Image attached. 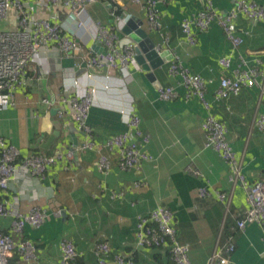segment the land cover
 I'll return each instance as SVG.
<instances>
[{
  "label": "crops",
  "instance_id": "crops-1",
  "mask_svg": "<svg viewBox=\"0 0 264 264\" xmlns=\"http://www.w3.org/2000/svg\"><path fill=\"white\" fill-rule=\"evenodd\" d=\"M207 0H167L162 10V32L169 35L165 45L160 32L151 30L141 5L130 0H98L88 7L90 16L105 25L113 26L120 43L128 36L119 29L118 22L110 14V4L121 12L127 11L144 21L143 27L162 52L171 51L194 73L208 81L207 99L212 110L225 122L227 137L237 157L242 161L243 172L251 183L264 180V130L255 122L264 112V102H259V86L244 88L237 95L214 101V93L223 75L232 76L244 58L249 66L258 68L264 84V20L254 22L243 15L234 21L237 35L243 37L240 48L235 49L218 22L205 31L194 29L198 43L190 45L181 29L185 18L204 10ZM214 9L225 13L234 8L236 0H211ZM264 4V0H256ZM50 12V10H49ZM39 12L59 23L64 19ZM9 26V23H6ZM67 35L79 41L89 52H97L95 46H104L88 37L82 30ZM48 60L47 70L41 64L27 69L21 87L15 92V105L0 110V136L16 145L22 157L36 153L54 155L62 152L63 159L50 166L44 178L37 177L28 169L18 168L9 189L0 192V201L8 204L14 196L20 198V209L30 211L38 206L52 215L40 229L28 226L24 236L33 240L39 251L41 264H61L60 241L71 240L80 251L74 264H99L94 246L107 243L112 254L106 264H120L116 256H126L133 264H173L167 248H139L138 221L158 205H164L174 214L178 237L190 246L191 264H207L216 249L225 248L228 242L235 244L229 264H264V242L258 224L251 223L242 230L237 221L249 207L248 191L241 184L230 181V168L212 148L205 146L202 123L206 110L197 98H186L180 78L172 77L168 67L170 60L154 69L155 81H151L143 67L133 60L129 73L109 71L91 72L86 68L81 54H67L51 47L41 53ZM231 58V67L223 69L219 59ZM172 58V57H171ZM82 87L96 89V103L91 108L88 124L92 139L101 150L81 149L88 140L81 125L72 115L59 117L60 110H69L61 98L72 97L77 89L72 86L74 77ZM173 85L178 96L170 101L159 98L158 85ZM43 98L55 102L47 109L40 103ZM125 112H122V111ZM132 110L141 118V135L137 141L142 149L151 154L152 161H142L138 169L122 170L115 151L105 147L107 140L128 129ZM149 141H145V136ZM80 146L74 147V138ZM110 158L111 169L101 172L97 168L100 155ZM199 170L194 175L190 168ZM145 178L140 188L135 181ZM219 189L229 194L228 204L213 194L199 197V190ZM118 196L116 194H121ZM60 211L59 215H55ZM11 217L0 219L2 231L10 232Z\"/></svg>",
  "mask_w": 264,
  "mask_h": 264
},
{
  "label": "built area",
  "instance_id": "built-area-1",
  "mask_svg": "<svg viewBox=\"0 0 264 264\" xmlns=\"http://www.w3.org/2000/svg\"><path fill=\"white\" fill-rule=\"evenodd\" d=\"M96 1L98 0H0V110L15 105V92L23 84L29 66L41 64L48 72V60L45 56L42 58L41 53L52 46L67 54L80 53L86 68L85 75L89 78L93 77L91 72L95 71L107 70L109 71L107 77L118 71L124 75L129 73V64L135 60L138 43L131 41L123 46L119 45L120 38L117 30L90 16L88 7ZM130 2L142 6L146 12L149 28L160 32L165 45L169 44V35L162 32L160 22L162 15L160 6L167 0H130ZM110 6L111 16L122 30L132 15L125 10L119 15L112 2ZM205 6L204 10L182 21V31L190 45L198 43L195 28L205 31L213 22H218L234 48L238 49L244 39L235 31V19L243 15L254 22L264 20V4L256 0H236L234 8L225 13L216 11L211 0H207ZM47 11L56 19L65 15L64 19L55 23L50 17H41L38 14ZM6 23H9V26ZM75 29L82 30L86 36L100 42L105 49L100 53L85 50L78 40L67 35V32L75 34ZM156 48L162 52L164 45L158 44ZM219 64L223 69H227L231 67V58L224 56L219 59ZM168 71L172 77L180 78L186 98L195 97L201 101L206 110V117L202 123L206 137L205 146L214 149L228 164L230 181L233 184L241 183L248 191L249 207L237 221V227L243 230L247 224H258L262 230L264 242V180L251 183L243 172L242 161L237 157L228 140V128L225 122L217 118L212 110V103L207 99L208 81L200 74L194 73L177 55L170 60ZM68 74H73L72 86L77 89V92L72 97L61 98L62 102L68 104L69 110H60L59 117L62 118L64 114L69 113L74 121L81 125L88 137L81 149L100 151L101 146L93 141L92 129L88 124L91 108L96 103L97 91L88 86L82 87L75 72ZM260 76H263V73L258 68L249 66L242 58L240 66L232 76L221 77L220 84L214 93V101L237 95L244 88L259 86L261 89L259 102H264V84L259 83ZM158 95L161 100L170 101L178 96V91L173 85H161L158 88ZM40 103L47 109L55 104L50 98H43ZM255 122L264 130V112L258 115ZM127 125V130L109 138L104 146L118 154L119 166L122 170L130 171L138 169L142 161H152L154 157L144 151L137 141V137L142 134L141 118L133 110ZM144 138L146 142L149 141L148 135ZM61 159H63L62 152L54 155L36 153L22 157L16 145L0 136V192L9 189L18 168L28 169L31 174L44 178L49 167ZM97 168L107 173L111 169L110 158L101 154ZM190 171L194 175L200 174L194 167H191ZM146 183L145 178H139L135 181V187L140 188ZM213 194L218 200L228 204L229 194L225 191L209 190L206 187L199 190V197L202 198ZM116 195L120 196L122 192ZM19 206L20 198L17 195L8 204L0 201V219L12 218L10 232H3L0 226V264H41L36 243L25 237L24 233L28 226L40 229L52 214L38 206L23 212ZM59 214L60 211H56L55 215ZM137 240L139 248H167L173 264H191L190 246L179 240L174 214L164 205L156 206L150 214L139 218ZM59 245L62 252L61 264H73L80 257V251L71 240L64 238ZM234 250L235 244L232 241L228 242L225 248H219L213 252L207 264H229L230 253ZM94 253L99 264H106L112 249L107 243L100 242L94 246ZM116 258L120 264H133V261L126 256L117 255Z\"/></svg>",
  "mask_w": 264,
  "mask_h": 264
},
{
  "label": "water",
  "instance_id": "water-1",
  "mask_svg": "<svg viewBox=\"0 0 264 264\" xmlns=\"http://www.w3.org/2000/svg\"><path fill=\"white\" fill-rule=\"evenodd\" d=\"M144 21L137 17L132 16L128 20L122 31L128 36L124 38L121 42L122 45L135 41L138 43L137 55L135 60L143 67L144 70L148 71L147 76L151 81H155L156 75L154 69L162 66L165 60L172 59L171 51L159 52L156 48L157 44L150 38L148 32L143 27ZM97 52H99V47L95 46ZM160 87V84L158 85ZM74 147H79V141L74 138Z\"/></svg>",
  "mask_w": 264,
  "mask_h": 264
},
{
  "label": "trees",
  "instance_id": "trees-1",
  "mask_svg": "<svg viewBox=\"0 0 264 264\" xmlns=\"http://www.w3.org/2000/svg\"><path fill=\"white\" fill-rule=\"evenodd\" d=\"M117 13H118L119 15L122 14V12H121L120 10H118ZM181 29H182V27H181ZM169 43H170V41H169ZM78 258H79V257H78ZM78 258H77V259H78ZM77 259H76V260H77ZM76 260H75V261H76ZM74 263H75V262H74ZM74 263H73V264H74Z\"/></svg>",
  "mask_w": 264,
  "mask_h": 264
}]
</instances>
